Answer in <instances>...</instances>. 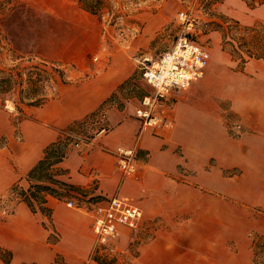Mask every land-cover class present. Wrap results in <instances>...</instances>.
<instances>
[{
	"label": "crops",
	"instance_id": "0c3cea01",
	"mask_svg": "<svg viewBox=\"0 0 264 264\" xmlns=\"http://www.w3.org/2000/svg\"><path fill=\"white\" fill-rule=\"evenodd\" d=\"M251 1L223 0L219 14L253 35L259 26L264 33V0ZM20 3L76 31L97 25V14L75 0ZM164 17L146 15L139 42H150ZM226 32L224 38L211 28L199 38L210 63L187 89L156 102L153 113L164 117L159 129L137 115L155 91L121 107L111 103L116 96L108 102L135 70L118 58L104 72L60 84L44 103L21 108L20 136L10 120L2 124L0 108V264H110L117 250L97 251L91 209L114 196L142 210L139 225H120L115 240L118 250L135 251L132 264H255V244L264 236V51L258 38L251 49L263 56H250ZM106 104L108 128L91 140L68 129ZM66 137L72 141L55 168L75 187L67 189L75 206L47 194L46 212L37 203L34 210L20 194L33 183L28 173L49 145ZM118 148L137 150L135 175L119 169Z\"/></svg>",
	"mask_w": 264,
	"mask_h": 264
},
{
	"label": "rangeland",
	"instance_id": "374dc122",
	"mask_svg": "<svg viewBox=\"0 0 264 264\" xmlns=\"http://www.w3.org/2000/svg\"><path fill=\"white\" fill-rule=\"evenodd\" d=\"M75 1L80 6L78 0ZM247 1L250 5L254 4L251 0ZM58 2L62 7L70 8L69 3L65 5L62 1ZM16 3L17 0H0V77L11 78L8 85H12L9 93L0 96V108L2 124H7L6 119L10 120L17 136L21 132L18 122L25 117L21 108H26L27 105V101L21 99L22 95L26 96L21 88H27V78L29 71L34 69L33 65L46 70L44 74L48 79L41 86L50 99L55 97L60 84L72 83L104 72L118 58L123 66L130 70L135 69L115 99L111 100V103L121 107L131 100L154 93V89L143 78V58H149L148 62L154 61L170 49L179 36L186 34L187 29L180 18L181 14L186 13L190 17L193 30L187 34L198 41L212 27L207 25L208 22L222 20L218 3L206 9L203 0H104L99 14L96 15L97 25L84 31H76L63 19L44 13L36 15L32 5ZM158 12L165 16V22L150 42H139L143 40L146 15ZM225 25H229V33L241 49H251L258 43L259 38L260 47L264 51V33L261 26L255 27L257 33L253 35V32L234 25L232 21ZM22 80L24 83L19 84ZM107 105L75 130L81 141H89L108 128L105 122ZM3 138L5 137L0 138V146L3 145ZM59 191L62 192L59 196L61 199L66 202L72 199L69 191ZM17 192L19 188L15 194ZM134 252L131 248L127 251L117 249L116 255L107 261L110 264H132ZM258 259L259 264H264L263 253Z\"/></svg>",
	"mask_w": 264,
	"mask_h": 264
},
{
	"label": "built area",
	"instance_id": "2783aa9c",
	"mask_svg": "<svg viewBox=\"0 0 264 264\" xmlns=\"http://www.w3.org/2000/svg\"><path fill=\"white\" fill-rule=\"evenodd\" d=\"M180 18L187 29L186 34L179 36L174 45L154 61L143 59L142 62L143 77L154 88L155 93L144 99L146 107L139 109L137 115L145 125L155 129L161 128L164 123V117L152 111L156 102L176 91L187 89L193 81L204 75L211 59L210 50L187 34L193 30L190 17L183 13ZM117 156L118 167L124 175H135L138 172L135 148H118ZM67 204L75 206V201L70 200ZM91 213L96 248L105 255L117 250L115 240L118 227L126 225L135 228L142 217L139 206L120 196L111 197L105 203H95Z\"/></svg>",
	"mask_w": 264,
	"mask_h": 264
},
{
	"label": "trees",
	"instance_id": "16d2710c",
	"mask_svg": "<svg viewBox=\"0 0 264 264\" xmlns=\"http://www.w3.org/2000/svg\"><path fill=\"white\" fill-rule=\"evenodd\" d=\"M81 7L87 11H90L94 14H99V11L103 5L104 0H78ZM223 0H203L205 2L204 7L206 9L210 8V6L214 3L222 2ZM222 20L216 22L212 20L207 23L208 26H212V29H218L223 31L224 38L227 36V30L229 33V25L226 26L225 23L230 22V20L226 17L220 16ZM226 20V21H225ZM234 25L239 26L237 23ZM209 28V29H211ZM208 29V30H209ZM231 43V42H229ZM232 44V43H231ZM247 46L246 43H244ZM243 45V46H244ZM246 52L250 56H263L262 53H256L252 49H247ZM34 69L29 71L28 86L27 88H21V92L26 96L22 95V101H27V105H40L48 100V97L43 92V86L41 83L44 82L47 78L46 70L38 68L37 65L32 66ZM43 72V73H42ZM11 78L0 77V96L9 93L12 90V85H8L11 82ZM19 84H23V80L18 82ZM116 94H113L108 102L114 98ZM93 115V114H92ZM90 115L89 117H91ZM88 117V118H89ZM86 119L73 122L68 129L71 132H75V130L81 127L85 123ZM72 141V138L66 137L57 143H53L49 145L45 150L44 157L29 171L28 178L33 181L28 192L25 190H21L20 194L23 196V200L26 201L32 209L35 210V203H37L43 212H46L45 207L42 205L46 201V195H54L61 196L62 192L59 190L75 189L74 186L69 183L59 179L57 177L58 174L61 173V170L56 169L55 165L62 161L65 156V147ZM14 189H16L14 187ZM68 189V190H67ZM263 250V251H262ZM262 251V252H261ZM264 254V236L260 237L255 244V264H259V256ZM1 255V250H0ZM11 259V254L9 257H6V261L9 262Z\"/></svg>",
	"mask_w": 264,
	"mask_h": 264
}]
</instances>
